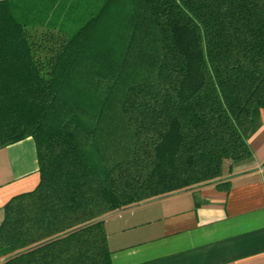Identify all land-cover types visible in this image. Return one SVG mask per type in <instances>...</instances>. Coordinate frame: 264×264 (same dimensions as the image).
I'll list each match as a JSON object with an SVG mask.
<instances>
[{"label":"trees","instance_id":"trees-1","mask_svg":"<svg viewBox=\"0 0 264 264\" xmlns=\"http://www.w3.org/2000/svg\"><path fill=\"white\" fill-rule=\"evenodd\" d=\"M87 4L75 31L0 3V150L32 138L41 177L3 209L0 264H112L105 216L228 192L254 156L264 0Z\"/></svg>","mask_w":264,"mask_h":264},{"label":"crops","instance_id":"crops-1","mask_svg":"<svg viewBox=\"0 0 264 264\" xmlns=\"http://www.w3.org/2000/svg\"><path fill=\"white\" fill-rule=\"evenodd\" d=\"M258 115L249 138L253 158L227 165L219 181L231 183L228 192L204 184L103 218L112 264H264V109ZM40 178L32 138L0 150V225L5 205Z\"/></svg>","mask_w":264,"mask_h":264},{"label":"rangeland","instance_id":"rangeland-1","mask_svg":"<svg viewBox=\"0 0 264 264\" xmlns=\"http://www.w3.org/2000/svg\"><path fill=\"white\" fill-rule=\"evenodd\" d=\"M87 2H89V0H34L26 2V4H21L18 10L22 14H24V10H27L23 17L24 20H29L31 23L42 24L43 22H48V20L57 24L64 22L75 30L81 25L80 23L77 26L78 22L76 18H80L84 12H86L85 17L88 18ZM28 5L38 8L33 10ZM84 20H86V18Z\"/></svg>","mask_w":264,"mask_h":264}]
</instances>
